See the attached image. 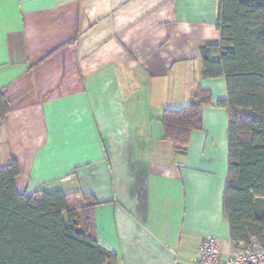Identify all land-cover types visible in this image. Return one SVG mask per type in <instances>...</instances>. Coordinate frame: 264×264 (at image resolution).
Returning a JSON list of instances; mask_svg holds the SVG:
<instances>
[{
	"label": "crops",
	"instance_id": "0c3cea01",
	"mask_svg": "<svg viewBox=\"0 0 264 264\" xmlns=\"http://www.w3.org/2000/svg\"><path fill=\"white\" fill-rule=\"evenodd\" d=\"M217 18L218 0H0V166L17 161L23 194L91 195L110 264H190L206 236L235 249L225 80L202 75L199 51ZM197 89L211 104L177 154L161 115Z\"/></svg>",
	"mask_w": 264,
	"mask_h": 264
},
{
	"label": "trees",
	"instance_id": "16d2710c",
	"mask_svg": "<svg viewBox=\"0 0 264 264\" xmlns=\"http://www.w3.org/2000/svg\"><path fill=\"white\" fill-rule=\"evenodd\" d=\"M220 41L202 46L204 77H223L226 98L217 105L228 113L227 176L222 212L235 245L264 244V0H218ZM211 104L197 89L186 105L164 109V138L183 154L192 131L202 129V108ZM8 105L0 92V122ZM17 161L0 166V264H110L94 233L88 194L36 189L18 192ZM78 198L80 201H78Z\"/></svg>",
	"mask_w": 264,
	"mask_h": 264
},
{
	"label": "built area",
	"instance_id": "2783aa9c",
	"mask_svg": "<svg viewBox=\"0 0 264 264\" xmlns=\"http://www.w3.org/2000/svg\"><path fill=\"white\" fill-rule=\"evenodd\" d=\"M190 264H264V244L250 241L238 244L234 251L221 253L218 240L204 237L196 249V258Z\"/></svg>",
	"mask_w": 264,
	"mask_h": 264
}]
</instances>
